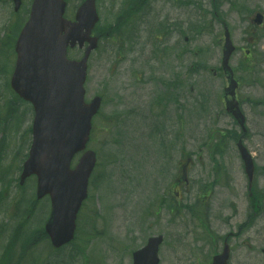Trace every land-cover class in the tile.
I'll list each match as a JSON object with an SVG mask.
<instances>
[{
    "label": "rangeland",
    "instance_id": "374dc122",
    "mask_svg": "<svg viewBox=\"0 0 264 264\" xmlns=\"http://www.w3.org/2000/svg\"><path fill=\"white\" fill-rule=\"evenodd\" d=\"M67 1L70 14L66 12V17L71 19L82 0ZM191 1H195L193 6L183 7L178 12L162 7L159 0L151 3L143 12L150 25L147 28L145 22H133L129 35H136L138 30L136 42L127 43L125 53H118V43L111 38L103 40L88 61L86 99L102 97L100 115L88 144V149L96 154V168L80 212L76 242L57 257L52 252L51 261L44 264L78 262L72 254L78 252L79 246L88 247L92 255L89 254V258L94 261L101 257L104 264H131L132 252L154 236L164 239L158 254L160 264H189L187 252H182L183 247L192 243V240L184 241L189 238L183 235L185 214L173 216L166 205L168 194L174 197V204L180 208L181 204L183 207L191 205L195 198L193 193L204 186L208 187L207 192L212 190L214 194L211 201L215 197L219 199V191L212 186L211 180V164L218 166V159L225 160L227 172L234 180L242 181L231 141L227 139L221 148L213 146L210 138L213 131L226 135L228 130H237L224 113L221 97L225 80L210 70L192 72L189 69L196 61L205 63L212 70L219 67L221 50L218 45L222 43V26L212 15L211 0ZM232 1L219 0V11L223 13L224 23L230 28L232 40L238 48L231 58V66L238 71L236 77L242 79L238 94L243 101L242 110L249 134L245 143L256 161L255 186L264 191V22L260 28L251 24L256 12L264 14V0H242L238 10L229 9ZM25 2L30 4L29 0ZM97 2L98 27L105 28L112 22L113 14L118 12L121 0ZM28 7L26 5L14 14L11 4L0 0V64L3 61L4 68L9 71L12 68L9 59L13 62L10 37L26 19ZM171 18L176 19L175 22ZM169 23H175L176 28L170 29ZM152 32L168 36L151 37ZM256 41L259 42L253 60L257 62L259 59L260 65L255 69V75L246 76L241 67V49ZM78 56L74 52L70 57ZM185 67H188L186 71ZM1 72L0 66V187L3 189L2 199L8 202L15 191L14 179L19 176L27 154L29 135H26V128L31 126L33 112L29 104H23L11 92L7 85L10 77L7 79ZM179 175L181 180L182 176L186 177V184L179 188L182 193L169 184ZM33 184L29 180L23 186L24 190L32 194L35 190ZM236 187L240 189L238 182ZM236 193L240 194L239 191ZM47 206L48 202L43 201L36 207L33 217L40 222L32 228L38 226L34 230L28 229V242L33 241L32 231L39 230L46 219ZM215 210L216 214L220 212ZM222 214L229 213L224 211ZM21 219L28 223L27 227L32 221L31 218L26 221V216L23 217L18 210H9L2 215L0 208V225L6 226L9 221L11 224L10 228L0 230V264L5 258V247L9 254L15 251L16 241L8 239L11 228ZM259 223L263 224L264 220ZM44 255V249L38 247L32 262ZM6 262L4 260L3 264Z\"/></svg>",
    "mask_w": 264,
    "mask_h": 264
},
{
    "label": "water",
    "instance_id": "95a60500",
    "mask_svg": "<svg viewBox=\"0 0 264 264\" xmlns=\"http://www.w3.org/2000/svg\"><path fill=\"white\" fill-rule=\"evenodd\" d=\"M12 1L17 11L20 0ZM65 7L62 0L33 1L29 21L16 45L18 60L12 77L13 89L33 103L36 113L34 140L22 180L36 174L38 198L50 195L52 214L46 231L55 246L72 239L76 214L86 196L94 154L87 152L74 171L69 166L73 155L85 147L90 121L99 105L98 99L84 105L82 89L85 62L97 41L90 37L98 21L95 0H85L80 5L74 23L63 18ZM85 42L90 46L83 60L67 61V47L73 48L76 43L82 47ZM232 51L227 42L222 65L229 74L227 92L231 94L235 83L227 62ZM227 110L240 120L236 102L227 103ZM248 173L251 177L252 173Z\"/></svg>",
    "mask_w": 264,
    "mask_h": 264
},
{
    "label": "flooded vegetation",
    "instance_id": "af4514ba",
    "mask_svg": "<svg viewBox=\"0 0 264 264\" xmlns=\"http://www.w3.org/2000/svg\"><path fill=\"white\" fill-rule=\"evenodd\" d=\"M157 0H144L145 7ZM167 3H173L176 0H162ZM141 15V12H138ZM264 236V234H263ZM228 244L229 249V264H264V241L253 243V239L249 238L243 241L237 242V234L227 232L224 235L222 243L220 241L215 245L216 254H220L223 251L224 245ZM244 248V251H243Z\"/></svg>",
    "mask_w": 264,
    "mask_h": 264
},
{
    "label": "trees",
    "instance_id": "16d2710c",
    "mask_svg": "<svg viewBox=\"0 0 264 264\" xmlns=\"http://www.w3.org/2000/svg\"><path fill=\"white\" fill-rule=\"evenodd\" d=\"M115 25L117 26V23L116 22H115ZM105 28H107V27H105ZM105 28H100V29H103L104 30ZM100 29H98V33H100V31H101ZM109 30H111L110 34H113V33L116 32V28H110Z\"/></svg>",
    "mask_w": 264,
    "mask_h": 264
}]
</instances>
